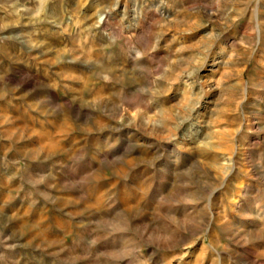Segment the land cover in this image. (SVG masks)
<instances>
[{
  "label": "rangeland",
  "instance_id": "rangeland-1",
  "mask_svg": "<svg viewBox=\"0 0 264 264\" xmlns=\"http://www.w3.org/2000/svg\"><path fill=\"white\" fill-rule=\"evenodd\" d=\"M0 264H264V0H0Z\"/></svg>",
  "mask_w": 264,
  "mask_h": 264
}]
</instances>
